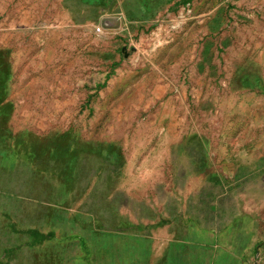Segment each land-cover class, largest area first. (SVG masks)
<instances>
[{"label":"rangeland","instance_id":"rangeland-1","mask_svg":"<svg viewBox=\"0 0 264 264\" xmlns=\"http://www.w3.org/2000/svg\"><path fill=\"white\" fill-rule=\"evenodd\" d=\"M164 219V264H264V0H0V264Z\"/></svg>","mask_w":264,"mask_h":264},{"label":"crops","instance_id":"crops-1","mask_svg":"<svg viewBox=\"0 0 264 264\" xmlns=\"http://www.w3.org/2000/svg\"><path fill=\"white\" fill-rule=\"evenodd\" d=\"M165 221L167 222V219H164V222ZM166 222L148 226L146 232L148 238L137 236L138 232H142L144 228H138L136 225L132 224L124 228L126 232L131 234V236L127 237V249L130 255V264H164L165 249L161 246H185L187 242L193 241L194 239L188 240L184 235L187 233L204 232L197 229L195 230L193 227L179 225L170 226L166 224ZM144 241H150V243L145 245Z\"/></svg>","mask_w":264,"mask_h":264}]
</instances>
